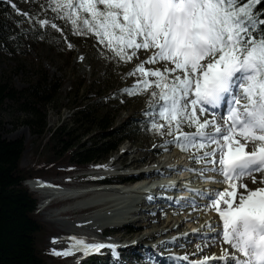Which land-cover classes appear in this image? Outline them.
<instances>
[{"label":"snow or ice","instance_id":"6c2138e0","mask_svg":"<svg viewBox=\"0 0 264 264\" xmlns=\"http://www.w3.org/2000/svg\"><path fill=\"white\" fill-rule=\"evenodd\" d=\"M47 7L71 23L74 35L94 34L117 63L139 59L141 50L151 53L125 73L143 79L122 91L133 95L151 88L159 97L158 116L168 134L175 130L172 142L181 150L217 145L195 159L212 165L207 171L216 176L208 179L226 185L201 195L204 207L211 206L222 221L213 241L222 236L229 247L219 257L206 256L203 264H264V0H47ZM37 22L62 31L50 20ZM158 63L162 67H145ZM225 104L226 115L217 119L216 110ZM145 114L163 134L164 124L154 118L151 105ZM185 123L196 131L183 132ZM254 173L261 174L259 181ZM245 177L260 186L249 188ZM68 239L67 249L52 252L88 256L108 248L120 264L115 244ZM146 264L162 261L149 254Z\"/></svg>","mask_w":264,"mask_h":264},{"label":"rangeland","instance_id":"374dc122","mask_svg":"<svg viewBox=\"0 0 264 264\" xmlns=\"http://www.w3.org/2000/svg\"><path fill=\"white\" fill-rule=\"evenodd\" d=\"M2 1L6 2V0ZM11 2L14 3L21 12H28L32 16L31 20L28 17L24 16H22L21 19H18L17 25H19L20 27L31 28L32 26L39 24L37 20L47 19L56 23L58 27L62 29V31H59L57 29L52 28L50 25L42 27L39 24L41 28L49 30V34L51 36L49 42L41 41L37 44L32 43L30 45H27L26 50L23 51V53L21 54H0V80L9 79L16 89L20 90L24 88L26 84L31 79H33L38 66H41V68L48 73L49 77L55 76L62 79V81L64 82L63 90L58 96L56 104L54 106H49L46 108L44 114L46 134L50 130H54L60 125L70 124L72 120L71 106L73 104H71L68 99L69 89L72 88L73 85H78L84 81L87 88L86 90L82 88L83 92L81 90L79 96L76 98V102L84 101L85 97L87 96V98L99 99L102 104L110 103L113 108H111L110 113L108 115L109 119L114 122V128L119 127L128 118L139 119L142 122L141 128L137 134L130 135L127 140L122 141L117 146L115 151L111 152L104 159H99L98 161H96L97 163L95 165H92L90 169L92 168L99 170V168L105 167L107 164L110 163L111 160L120 155L123 149H129L134 154L136 152V155L138 156L147 155L149 157V160L153 161V154L157 153L155 152V150L159 149V152H162V149H166L170 152V149L176 146L172 141L176 138L177 134L175 133L174 129L173 134H168L167 123L158 116V111H156V109L160 101L158 96H152V89L149 88L148 90L137 92L133 95H128L127 93H124L122 91V89L124 88H131L138 79H143V77H140L139 75L125 76V73L129 72L132 68H134L140 60L145 59L146 55H150V52L145 53L143 50H141L139 59L134 58L131 62L126 64L123 62L117 63L114 59H112L113 53L109 51V49L106 48L104 45L98 43V40L94 34L74 35L71 23H65L64 20L57 19L56 14L50 8L47 7V0H11ZM7 4L11 7L10 3ZM41 5H44V7L42 8ZM58 37L61 38V42L59 41ZM69 44L72 45L71 48L68 47ZM81 57H83V59H81ZM145 67L157 68L162 67V64H146ZM149 79L154 80L155 78L150 77ZM86 92H88L87 95L85 94ZM73 100H75V98ZM108 100H110V102ZM150 105L152 106L154 111V118L157 120L158 123L164 124V128L162 130L163 134L153 129L151 123L152 118L145 114L150 110ZM26 117V114L20 112L14 107L8 106L4 111L0 113V135L2 138L7 140H24L25 150L23 152L22 159L20 162V168L22 170H26L33 173V171L37 170L42 165L41 162L44 158H47L48 153L42 150V145H40L41 142L39 140H36L35 137L31 136L28 132V129L22 125V121ZM182 131L187 133H194L196 129L195 126L189 127L187 123H185L184 125H182ZM79 135L80 133H77L75 136ZM97 136L98 135H95L93 131H91V141H98L99 138ZM213 145L206 146L205 148H200L199 144H197L196 146H190L187 148V150H185V154L187 156L188 153H191V156L195 155L194 157H199L203 154V152L211 151L212 149L217 147V145ZM248 148H251V144H249ZM169 152H167V154ZM182 158L179 157L180 163H182ZM63 162H66V160ZM146 163L148 164L149 162L137 163L136 167L133 169L135 171H139L140 169H142V165H147ZM182 164H184L185 167L182 169V172H177L180 174L183 173L181 176H179V178H182L185 175V168L187 166H196V164L192 163L191 165V163L189 162H184ZM208 166L212 167L211 164H209ZM119 170L121 169L119 168ZM67 171L68 172L65 177L57 179L43 178V180H47V182L51 183L57 182L61 184H63L64 181H70V186L78 188L81 184L84 185L86 181L93 179L89 178L90 175H92V172H90V170L84 173H80L81 170H77L76 168L67 169ZM203 173H207V175H216L215 173H210L209 171H207V169H205ZM33 174L34 176H37V174ZM204 175L206 176V174ZM254 175L260 177L261 174L254 173ZM182 180L183 178L181 179V182ZM201 180L203 181V179ZM26 184L27 183L25 181V187ZM257 184L258 185H255L253 187L256 188L260 186L259 183ZM53 185H55V183H53ZM123 185H125V183L121 186L124 188ZM220 185L223 188L226 187V185L224 186V184ZM70 191L74 192V190ZM32 193L38 200L39 205V200L40 198H42L41 193ZM182 201L184 202V200ZM60 204L66 206L69 204L71 205L70 202L65 200L62 201V203ZM202 207H204V205ZM209 207V209L205 207V210L202 211L203 214H210L214 218V221L216 223L214 228L219 230L218 232H222V221H220L219 216L215 212V210L211 208V206ZM222 207H224V205H222ZM58 208L59 206H56L52 209H41L40 204V207L37 208L36 212L39 221L43 224V226L47 229L48 232V236L44 239V247L48 249L50 253L54 256L57 255L52 252L53 249H56L57 251H63L64 249H67L72 243V241L68 239L69 237L66 236V233L61 230V222L65 225V227H67V225L71 226L75 223H80L83 220L86 221L88 216L87 214L81 216L64 215L63 211L66 210L61 209L62 211H58ZM177 210L179 211V209ZM59 212H62V214H59ZM184 224L187 227L189 226L188 229H190V231L194 229L190 228L193 225L191 222H184ZM133 227L134 226L129 227V229L126 227V230L132 233ZM78 232L84 233L83 238H85L87 243H95L100 242L102 240H104V242L106 240L110 241L111 239H115L117 235H120L116 233L104 237V233L94 234L87 231ZM76 237L80 238V236ZM125 237H127V240L123 241H125L126 244H128L130 240L133 239L131 234H126ZM54 238L55 242H53ZM220 238H222V236ZM58 240L60 242H57ZM196 240H198L196 239V237H193L189 240V245L191 246L190 251L196 249ZM215 243H219V239L213 242V246L216 250L221 252L219 246ZM151 244L152 240H146L137 247H131L129 250H127V252H123L124 258L120 259L124 261L127 255L134 252L141 256L143 264H146L147 257L149 254H156L157 259H160L162 261V264L186 263L183 260L179 259L173 253L168 254L162 249L160 250L157 248L150 251L146 250V248ZM184 245H187V243ZM104 250L107 251V253L111 254V251L109 249ZM196 251H198V249H196ZM57 257L60 258V261L54 264H116L115 258L111 260L109 259L108 261L107 258L103 257L102 260L99 262L95 258H89V255L83 256V254L78 251L73 252L67 257ZM202 259L204 258H202L201 255H198L191 257L188 261L197 264L198 262L200 263ZM124 264L132 263L130 261H125Z\"/></svg>","mask_w":264,"mask_h":264},{"label":"trees","instance_id":"16d2710c","mask_svg":"<svg viewBox=\"0 0 264 264\" xmlns=\"http://www.w3.org/2000/svg\"><path fill=\"white\" fill-rule=\"evenodd\" d=\"M21 18L0 0V54H21L27 45L51 39L49 30L39 24L31 28L17 25ZM58 39L61 40L60 37ZM63 87L62 79L49 77L41 66L37 67L33 79L20 90L9 79L0 80V113L10 106L26 114L22 125L48 153L42 165L35 171L32 169L37 174L34 176L20 168L24 140H7L0 135V264H54L60 261L44 247L48 232L36 214L38 200L24 186L25 181L65 177L67 169L73 168L84 173L141 128L142 122L134 118H128L114 128V122L108 115L113 108L110 103L102 104L99 99L87 96H84V101L76 102L82 88H87L83 81L69 89L68 99L73 104L70 124L60 125L46 134V108L56 104ZM91 131L98 135V141H91ZM77 133L80 135L75 136ZM137 259L134 256L133 262L136 263Z\"/></svg>","mask_w":264,"mask_h":264},{"label":"bare ground","instance_id":"6f19581e","mask_svg":"<svg viewBox=\"0 0 264 264\" xmlns=\"http://www.w3.org/2000/svg\"><path fill=\"white\" fill-rule=\"evenodd\" d=\"M218 115L219 113H217V117L219 118ZM155 152L159 153V149L155 150ZM162 152L163 156H160L158 159H153L152 161L149 160L147 155L138 156L136 155V152L134 154L129 149H123L120 155L115 157L109 164L99 170H118L119 168L123 170L133 169L136 167L137 163L150 161L156 165V168L136 174L130 173L129 176L122 180V183L118 184L120 185L118 186L120 188H123L121 186L124 183L127 186L131 185L128 189L117 188L115 191H88L86 193H79L74 199H64L65 201L71 203V205H68V209H64L66 210L63 211L64 215L81 216L87 214L89 217L86 221L83 220L80 223H75L71 226L67 225V227H65V225L60 221L61 230L66 233L67 237H83L84 233H79L78 231L105 234L108 230H116L115 234L117 233L120 235H117L115 239H111L110 241L112 242L109 241L110 243H106L115 245L123 240H127V237H125L126 234H131L133 239L127 244V248L137 247L146 240H152V244L149 245L146 250L150 251L157 248L160 250L162 249L168 254L173 253L179 259L186 262L185 264H193L188 260H190L191 257L198 255H201L202 258H205L206 256L212 257L213 255L219 257L221 252L215 249L213 246L214 241L212 239L219 230L214 228L216 224L214 218L210 214L205 215L202 212L205 210V207L202 206L205 205L207 201L201 193H210L214 190L222 189L223 187L220 184H216L212 180L208 179V177H215L216 175H207V173L201 174L200 169H208L210 166H208L209 164H205L204 161L199 162L195 159V155L191 156V153H188L186 159L191 162V165L193 163L196 164V166H187L185 168L186 173L182 177L183 180L181 182L182 178H179L181 175L177 172L183 167H178L176 165L173 169L168 168V166L171 165L169 162L164 163V160L167 157V152L169 151L162 149ZM156 154H153V157ZM179 157L181 156H178V158L174 157L175 160L172 159L171 161H175V163L179 161L178 165H180ZM97 170L98 169H96V171ZM204 174H206V176ZM256 177L257 181H259L260 177ZM142 178L144 180L140 181ZM176 179L177 183H175ZM201 179H203V181L200 182ZM158 180H161V182L156 184L155 182ZM116 181L120 182L121 180L116 179ZM130 181L137 182L135 184H129ZM143 182L144 184H141ZM244 182L248 184L249 188L258 185V182L255 184L252 183L249 177H245ZM89 184V181L84 183V185ZM28 185L34 192L42 190L44 195H48L50 193V197H52V199H55L53 196L58 197L59 194L65 196V192H67L60 189H52L51 187L54 186L53 182L51 183L45 180L33 181ZM147 186L150 187V189H148ZM175 187H178L179 189L184 188L185 191L183 192L177 190L168 193L169 203L179 206L181 201L184 200V202L188 203L186 207L157 209V206L154 203L146 205V201L149 196H151V198L155 197V191H170V189ZM240 191L243 192L244 189L241 188ZM181 193L184 194L183 198H181ZM209 208L210 207H207V209ZM177 209H179V211ZM138 210L148 211L147 213H143ZM137 212H139V214ZM59 214H62V212H59ZM126 221L130 222L132 226H134L132 233L126 230ZM184 222H191L193 225L190 228L194 229L190 231V229H188L189 226L187 227ZM209 225H212V227H209ZM193 237L198 239L195 241L197 242V246H200V250L198 251H196V249H198L197 246L196 249L190 251L191 246L189 245V240ZM57 242L60 241L58 240ZM186 243L187 245H184ZM215 244L219 246L220 250L228 247L226 243H223V238H219V243ZM104 249H101V251ZM185 257H187V259H185ZM203 262L204 259H202L199 264H203ZM208 264H211V261H209Z\"/></svg>","mask_w":264,"mask_h":264}]
</instances>
